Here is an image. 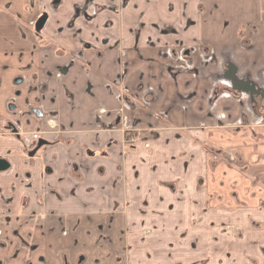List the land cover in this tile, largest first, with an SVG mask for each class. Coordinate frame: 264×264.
Masks as SVG:
<instances>
[{"label": "crops", "instance_id": "1", "mask_svg": "<svg viewBox=\"0 0 264 264\" xmlns=\"http://www.w3.org/2000/svg\"><path fill=\"white\" fill-rule=\"evenodd\" d=\"M1 128L0 264H264V0H0Z\"/></svg>", "mask_w": 264, "mask_h": 264}, {"label": "rangeland", "instance_id": "2", "mask_svg": "<svg viewBox=\"0 0 264 264\" xmlns=\"http://www.w3.org/2000/svg\"><path fill=\"white\" fill-rule=\"evenodd\" d=\"M120 2H121V0H120ZM241 40H243L242 41V44L244 45V47H249L251 45V42L249 41V39L246 38V36H244V33H242V35H241ZM168 54L170 56H172L173 58L180 57L182 60L186 61V59L189 58L190 50H188V49L186 50L185 47L183 49H181V50H177L176 48L172 47L169 50ZM173 71H175V70H173ZM170 73H172V70H170ZM121 74L123 75V78H124L125 74H124L123 71L121 72ZM122 75L118 79L119 80V84L117 86L120 87L119 88V92L122 95L123 103L127 102L129 104L130 102L133 101V99H131L129 97V94H127L124 91V83H122V80H121ZM218 78H219V80H218L219 83L215 86V89L213 91V98H212V100L215 99L216 97H218L220 94H223V93H227L228 92V93H232V95H236L238 93H242V91H245L243 88H240L241 85L242 86L245 85V82L239 81V80H237L235 78L234 69L227 62H225V65H224V72L223 73L222 72L219 73L218 74ZM248 90L250 91L249 93L252 94V97H253V100H254V107H255V110H256L257 101L262 96V95H260V92L261 91H260L259 88L257 89V87L256 88H253V89L248 88ZM136 130L137 129H131V130L125 131V138H124L125 145L128 146L131 143L132 144H135L137 141H139L141 139H144V136H139V134H138V132ZM2 132H6V130L4 128L3 129L1 128V132L0 133H2ZM43 134L44 133L42 131H36L32 135H33V138H36V140H37V136L38 135H43ZM60 140H62L63 143H68L67 140H63V139H60ZM216 151H217V148L216 147H214V148L212 147L211 150H210V154L212 156H214L215 158L220 155ZM233 157L234 156L231 157L232 160H233ZM263 180H264V173L260 174L258 176V178H257V181H258L257 183L261 187H262V181ZM25 198H26L25 195H23L22 198H21V201H20L19 209H24L26 207V199ZM232 227L233 226H229V227L227 226L226 228H232Z\"/></svg>", "mask_w": 264, "mask_h": 264}, {"label": "flooded vegetation", "instance_id": "3", "mask_svg": "<svg viewBox=\"0 0 264 264\" xmlns=\"http://www.w3.org/2000/svg\"><path fill=\"white\" fill-rule=\"evenodd\" d=\"M45 24V16L40 17L38 20L35 21V23L32 24L33 30L34 32L40 36V31L42 30L43 26ZM39 40V45L40 46H45L47 45L48 42L44 41V39L42 38H38ZM15 104L14 103H10L8 106V109L13 111L15 109ZM34 113L41 117V118H45L46 115L44 114V112H42L41 109L39 108H34ZM48 122V121H47ZM8 129L12 132H17L16 128L12 125H8ZM36 140V138H34ZM47 141L44 139V137L42 135H38L37 136V140L35 141L34 147L33 149L29 152V154L33 155L36 153L37 150H39V148H41L44 144H46Z\"/></svg>", "mask_w": 264, "mask_h": 264}]
</instances>
